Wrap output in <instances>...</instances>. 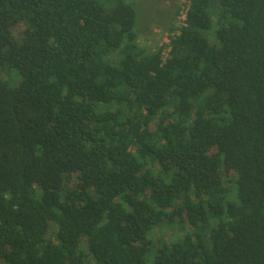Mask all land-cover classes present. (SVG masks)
Instances as JSON below:
<instances>
[{"label":"trees","instance_id":"1","mask_svg":"<svg viewBox=\"0 0 264 264\" xmlns=\"http://www.w3.org/2000/svg\"><path fill=\"white\" fill-rule=\"evenodd\" d=\"M136 26L0 0V264H264V0H189L153 52Z\"/></svg>","mask_w":264,"mask_h":264},{"label":"rangeland","instance_id":"2","mask_svg":"<svg viewBox=\"0 0 264 264\" xmlns=\"http://www.w3.org/2000/svg\"><path fill=\"white\" fill-rule=\"evenodd\" d=\"M135 4L137 12L136 32L138 43L148 52H153L163 45L168 44L170 37L179 31L180 12L188 0H131ZM115 58L118 54L114 55ZM0 77L6 79L0 73ZM157 170V169H156ZM234 178V175L232 176ZM232 178V179H233ZM153 241L159 247V240H173L170 231L166 235L154 232ZM83 241V245H84ZM90 257L86 258V263L91 264Z\"/></svg>","mask_w":264,"mask_h":264},{"label":"built area","instance_id":"3","mask_svg":"<svg viewBox=\"0 0 264 264\" xmlns=\"http://www.w3.org/2000/svg\"><path fill=\"white\" fill-rule=\"evenodd\" d=\"M186 6H184V8H182L181 12H180V27H184L185 26V21H186V15H187V11H188V6H189V0L186 2ZM179 34V31L176 32L175 34H173L172 36H177ZM169 43V42H168ZM167 54V53H165ZM166 58V57H165ZM164 60V59H163Z\"/></svg>","mask_w":264,"mask_h":264}]
</instances>
